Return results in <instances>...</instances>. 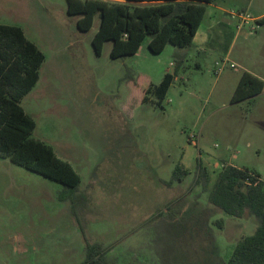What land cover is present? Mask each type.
Here are the masks:
<instances>
[{"label":"rangeland","instance_id":"obj_1","mask_svg":"<svg viewBox=\"0 0 264 264\" xmlns=\"http://www.w3.org/2000/svg\"><path fill=\"white\" fill-rule=\"evenodd\" d=\"M76 20L67 0H0V22L23 27L46 55L38 84L22 101L37 123L33 135L82 176L70 193L13 163L0 171V264H81L86 242L112 246L107 264H227L257 220L212 207L198 232L201 210L211 207L204 184L195 183L199 168L210 189L224 164L252 165L264 156L251 158L258 145L248 147L250 137L226 118L231 109L213 113L217 58L191 52L188 65L176 68L175 47L154 53L149 38L136 55L113 59L111 41L98 55L92 39L100 17L88 32ZM169 71L177 78L164 100L158 104L152 92L142 103L147 77L159 84ZM179 163L190 174L168 186ZM66 195L85 202L79 218ZM183 217L192 224L188 232L176 224Z\"/></svg>","mask_w":264,"mask_h":264},{"label":"trees","instance_id":"obj_2","mask_svg":"<svg viewBox=\"0 0 264 264\" xmlns=\"http://www.w3.org/2000/svg\"><path fill=\"white\" fill-rule=\"evenodd\" d=\"M212 1L67 0V12L69 16L77 17L76 27L81 32L90 31L95 17H100V26L92 39L98 55L104 44L111 41L110 55L113 59L132 56L139 52L144 40L149 38L148 46L154 53L163 52L168 44L176 48L174 59L175 67L178 68L187 60L183 49L193 44L204 19L207 3ZM258 21L264 26V17ZM45 60L43 50L27 37L21 26L0 23V158L59 182L72 193L82 181L81 174L69 161L61 158L51 144L33 135L37 123L22 106L23 99L37 85ZM174 80L175 74L166 72L159 84H149L143 101L147 102L149 94L154 92L160 104ZM263 89L264 83L259 78L244 71L231 102L238 103L252 98ZM199 169L195 183L204 184L211 207L198 217V232L202 228L205 230L208 212L212 207L233 217L254 216L257 220L255 231L237 241L227 264H264L262 175L255 169L226 163L209 189L208 173L203 167ZM189 174L190 170L179 163L167 185L182 182ZM74 197L66 195L65 198L72 202V210L79 218L78 214L86 204L83 202L81 207V203ZM177 201L179 206L180 199ZM175 215L172 216L173 222L178 217ZM189 221L185 217L176 221L181 232L189 231L192 226L188 225ZM111 248L100 242H86L85 258L81 264H107V254Z\"/></svg>","mask_w":264,"mask_h":264},{"label":"crops","instance_id":"obj_3","mask_svg":"<svg viewBox=\"0 0 264 264\" xmlns=\"http://www.w3.org/2000/svg\"><path fill=\"white\" fill-rule=\"evenodd\" d=\"M231 8L248 10L258 19L264 17V0H213L207 3L204 19L193 44L183 49L187 58L184 65H188L191 52L217 58L214 61L215 65L219 60L224 62L223 69L216 74L218 78L209 92V102L214 103V114L224 109H231L226 118L231 123L239 124L241 131L250 137L248 147H252L254 143L258 145L257 149L249 153L254 160L261 155L264 156V89L258 95L238 103L231 102V97L244 71L251 73L264 83V26L255 31L247 26L238 28L236 21L229 18L228 11ZM68 43L70 45L71 42ZM175 50L176 48L173 49L174 52ZM172 65L175 66V61ZM196 67L201 69L203 63L198 61ZM147 78V86L142 91V103H144L145 90L150 83H153L149 77ZM139 80V75L132 79L133 85L138 86ZM215 96L216 100H213ZM227 148L230 150L231 144H228ZM259 161L252 165L230 164L255 169L264 177V161ZM10 165H12L10 160L0 158V171L10 168ZM205 211L206 209H202L200 213L203 215Z\"/></svg>","mask_w":264,"mask_h":264},{"label":"built area","instance_id":"obj_4","mask_svg":"<svg viewBox=\"0 0 264 264\" xmlns=\"http://www.w3.org/2000/svg\"><path fill=\"white\" fill-rule=\"evenodd\" d=\"M229 18L236 21L238 28H243L245 26L249 27L251 30L255 31L259 27L263 26L259 23V19L256 18L250 11L239 8H231L228 11ZM224 62L217 61L215 74H219L223 69ZM194 135H192L193 137ZM264 181V177L262 178Z\"/></svg>","mask_w":264,"mask_h":264},{"label":"flooded vegetation","instance_id":"obj_5","mask_svg":"<svg viewBox=\"0 0 264 264\" xmlns=\"http://www.w3.org/2000/svg\"><path fill=\"white\" fill-rule=\"evenodd\" d=\"M177 203H178V201H177V200H174V202H173L172 206H173V205H174V206H177ZM175 213H176V212H174V213H173V214H171L170 216H173V215H175ZM176 215H177V213H176ZM176 215H175V216H176Z\"/></svg>","mask_w":264,"mask_h":264}]
</instances>
